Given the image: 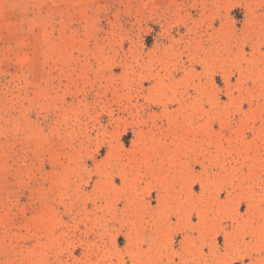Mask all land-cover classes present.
I'll list each match as a JSON object with an SVG mask.
<instances>
[{"label":"rangeland","instance_id":"obj_1","mask_svg":"<svg viewBox=\"0 0 264 264\" xmlns=\"http://www.w3.org/2000/svg\"><path fill=\"white\" fill-rule=\"evenodd\" d=\"M0 264H264V0H0Z\"/></svg>","mask_w":264,"mask_h":264}]
</instances>
